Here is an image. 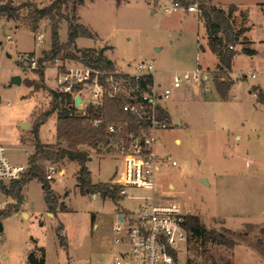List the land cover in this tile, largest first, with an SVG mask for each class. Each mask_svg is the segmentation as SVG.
Returning a JSON list of instances; mask_svg holds the SVG:
<instances>
[{"label": "rangeland", "instance_id": "rangeland-1", "mask_svg": "<svg viewBox=\"0 0 264 264\" xmlns=\"http://www.w3.org/2000/svg\"><path fill=\"white\" fill-rule=\"evenodd\" d=\"M21 1L25 0H13L16 4ZM171 1L124 0L120 5L115 0H84L81 5L70 2L65 14L94 34L93 38L76 40L77 47L71 50L77 58L71 62L86 63L83 50L102 52L120 70L131 69L140 61H154L158 80L170 85L175 71L198 65V41L204 42L206 37L204 24L193 14L184 9L165 11ZM186 1L197 5L196 14L201 17L199 0ZM216 2L242 3L244 7L238 6L232 16L233 25L236 29L251 28L234 45L237 53L232 69L223 75L233 85L228 98L222 99L214 86V76L221 71L214 66L210 67L213 81L209 91L198 90L201 98L192 94V87L182 86L165 100L172 124L158 131L156 151L161 157L171 156L177 165L164 160L156 172V183L161 197L181 203L187 214L199 215L208 229L223 230L237 242L231 249L209 235L188 236L186 262L264 264V96H258L264 87V0ZM21 12L19 20L0 15V143L7 146L13 160L26 164L34 139L31 129L50 108L52 97L39 87L38 70L23 69L18 56L33 52L42 58L51 47V29L44 19L37 32L31 31L23 19L25 11ZM59 32L61 41L66 42V19L61 21ZM8 34L13 35L12 40L7 39ZM38 34L44 36L42 42L37 40ZM245 46L258 52L255 56L246 54L242 52ZM43 64L45 84L55 90L56 69L50 61ZM13 76H21V84H11ZM28 80L39 86H29ZM23 120L30 128L19 126ZM56 122L57 112L40 129L43 143H59ZM83 148L92 156L89 168L93 180L113 183L121 168L120 158L98 147ZM56 163L60 169L67 168L64 175L56 174L50 181L65 211L59 205L55 211L49 210L43 184L37 179L24 187L21 208L13 196L0 189V206L10 203L8 213L0 218L4 227L0 264H32L31 254L44 264H111L113 253L120 248L114 242L113 230L118 211H135L144 200L133 196L152 194L148 189L128 187L127 195L117 202L99 194L83 195L74 175L78 163H69L66 158ZM47 164L44 162L45 171ZM60 223L68 249L60 245L56 235Z\"/></svg>", "mask_w": 264, "mask_h": 264}, {"label": "built area", "instance_id": "built-area-1", "mask_svg": "<svg viewBox=\"0 0 264 264\" xmlns=\"http://www.w3.org/2000/svg\"><path fill=\"white\" fill-rule=\"evenodd\" d=\"M183 8L180 0H172L165 11ZM186 10L198 12L195 3L189 4ZM7 39L12 40L13 35L8 34ZM37 40L42 42L44 36L38 34ZM18 62L23 69L30 70H39L44 65L33 52L20 54ZM50 62L56 69L55 90L72 97L69 108L85 114L89 106L100 109L106 100L118 99L121 101L120 109L131 116L124 121L107 122L103 116L91 120L93 127L105 129V140L100 141L97 147L117 155L121 160V168L115 172L112 183L120 187V194L127 195L128 187L152 192L151 195L133 196L144 200L137 210L118 211L113 230L114 242L120 248L113 253L111 264H187L184 258L188 240L185 227L187 213L181 203L161 197L156 183V172L164 160L171 161L172 165H177V161L157 153V133L172 124L170 116L163 115V112L169 113L165 100L182 86H190L202 93L209 91L213 81L212 71L198 63L192 70L175 71L171 84L167 86L158 80L154 61H140L128 70L117 67L101 69L61 57ZM251 76L255 78L257 74L252 73ZM147 77H152V82ZM262 91L264 93V88ZM78 96L81 98L79 103ZM27 169L28 162L13 160L7 146L0 143V189L1 185L9 186L13 181L20 180ZM56 174L63 175L62 169L56 162L48 161L46 179L54 180ZM9 204L0 206V218L9 210ZM3 230H0V242Z\"/></svg>", "mask_w": 264, "mask_h": 264}, {"label": "trees", "instance_id": "trees-1", "mask_svg": "<svg viewBox=\"0 0 264 264\" xmlns=\"http://www.w3.org/2000/svg\"><path fill=\"white\" fill-rule=\"evenodd\" d=\"M117 5H120L124 0H115ZM83 4L84 0H50L46 4H38L36 2L25 0L19 3H14L13 0H0V15L7 19H21L22 10L25 11L24 20L26 27L31 31L37 32L40 28L41 21L47 19L50 23L51 29V47L40 58V63L43 65L45 61H51L56 57L61 58H77V54L72 52V47L76 48V40L78 37L93 38L94 34L84 24L74 22V19L65 14L64 10L69 7V3ZM182 5L188 7L190 1L182 0ZM199 8L204 19L207 34L209 49L215 53L219 58L218 68L221 74L214 76V86L224 100L228 98L229 91L233 85V81H226L223 75L230 72L232 69V62L236 55V50L231 48L239 42L240 36L244 34L249 28L242 27L236 29L233 25L232 16L238 7L234 4L224 8L217 6L213 0H199ZM76 6H74V11ZM75 17V15L73 16ZM66 19L68 21V39L62 42L60 39V25L61 21ZM78 50V48L76 49ZM80 51V50H79ZM242 52L253 55L256 53L254 48L245 46ZM82 55L85 57L86 63L101 69H115V64L112 60L106 58L102 52L97 54L90 53L83 50ZM41 86L28 80L29 86L35 88L42 87L49 91L52 100L51 106L44 111L40 118L37 119L31 132L33 133V142L35 146L34 152L28 159V169L20 180L13 181L7 185H1V190L7 195H11L16 199V205L22 203L23 186L33 179L42 182L44 189V198L47 207L50 211H55L59 205L58 197L54 193L50 181L46 179V171L44 169V162L54 161L59 162L63 159L75 161L79 164L76 179L77 186L83 195L99 194L102 198H110L117 202L122 199L120 194V187L110 182H93L92 174L87 166V161L90 158L89 153L83 147L90 146L96 148L100 141L105 140L104 127L95 128L91 125V120L96 117L103 116L107 122L124 121L130 119L131 116L120 109L121 101L118 99H108L100 109H95L89 106L85 114L77 113L75 108H69L72 102V97L64 92H59L48 88L45 84V66L37 71ZM149 82H152V77H147ZM259 97L264 96L262 89H260ZM57 112L56 137L59 141L57 145L45 144L40 139V127L45 123L49 117ZM164 116L169 117L168 112H163ZM60 208L65 211L67 208L64 203H60ZM12 208L14 206L12 205ZM8 211L4 212V215ZM185 227L188 236L203 237L205 235L211 236L212 240L218 244L225 245L233 249L237 242L234 238L224 233L223 230L208 229L199 215L187 214ZM64 226L62 223L56 228V235L60 245L64 249H68L66 236L62 234ZM227 229V228H226ZM225 229V230H226ZM229 231V229H227ZM239 234V233H238ZM32 264H44V261L37 262L33 254L30 255ZM187 264H201L187 262ZM211 264H218L212 261ZM232 264V263H229Z\"/></svg>", "mask_w": 264, "mask_h": 264}, {"label": "crops", "instance_id": "crops-1", "mask_svg": "<svg viewBox=\"0 0 264 264\" xmlns=\"http://www.w3.org/2000/svg\"><path fill=\"white\" fill-rule=\"evenodd\" d=\"M213 1H215V5H217V6H222V7H224L225 8V5H227V4H229V5H231V4H234V5H236L237 7L238 6H243V4L242 3H238V2H231V3H220V2H216V0H213ZM262 3V2H261ZM264 4V3H263ZM244 7V6H243ZM184 9V11L187 13V14H193V18L195 19V18H198L201 22H202V24H204V26H205V22H204V19H203V17L201 16H199V15H197L196 14V12H190V11H188V10H186V8H183ZM238 11V10H237ZM237 11H235V12H237ZM264 15V14H263ZM79 20H80V17H79ZM247 27H250V26H247ZM205 29H206V26H205ZM250 30H251V28H249L247 31H249L250 32ZM93 33V32H92ZM78 38H81V37H78ZM77 38V39H78ZM83 38V37H82ZM86 38V37H85ZM205 38V41L204 42H199L198 41V44H199V53H198V62L199 63H201L203 66H205V67H207V68H209L210 69V67H214V66H216V67H218V63H219V58H218V56L215 54V53H213L210 49H209V46H208V34H207V30H206V37H204ZM251 42H253V40L251 39L250 40ZM252 48V47H251ZM255 49V48H254ZM256 50V49H255ZM258 51L256 50V53H257ZM256 53L255 54H253V55H251V56H255L256 55ZM233 63V62H232ZM46 71V70H45ZM260 85V84H259ZM262 86V85H261ZM263 87V86H262ZM264 88V87H263ZM194 89V88H193ZM196 90V91H195ZM191 92H192V94H195V95H198V97H200L201 98V96H202V94H200V92L197 90V89H194V90H191ZM54 115V114H53ZM50 118V117H49ZM25 120V119H24ZM24 120L23 121H21V122H24ZM20 122V123H21ZM47 122V121H46ZM45 122V123H46ZM45 123H43V124H45ZM43 124L41 125V127H40V129L42 128V126H43ZM56 124H57V122H56ZM39 135H40V132H39ZM41 139V138H40ZM178 139L179 138H177L176 139V142L178 141ZM42 140V139H41ZM31 147H32V150H31V152L29 153V157H30V155L34 152V150H35V146L32 144L31 145ZM29 157H28V159H29ZM90 160H92V156L89 158V160L87 161V166H88V168H89V161ZM70 162H72V161H69V163ZM75 162V161H74ZM80 169V166H79V164H78V169L76 170V172H75V176H77V173H78V170ZM89 170H90V168H89ZM62 171H63V175L66 173V171H67V168H65V169H62ZM91 171V170H90ZM91 174H92V171H91ZM92 180H93V178H92ZM76 181H77V179H76ZM93 182H95V183H97V182H107V181H94L93 180ZM27 184V183H26ZM26 184L23 186V189H24V187L26 186ZM172 184H170V186H171ZM53 189V188H52ZM53 191L55 192V190L53 189ZM22 195H23V190H22ZM97 194H95L94 196H96ZM23 204H24V195H23V200H22V203L20 204V207L19 208H21L22 206H23ZM25 212H27V210L25 211ZM25 212H22L23 214H25ZM28 213V212H27ZM226 226V225H225ZM226 227H228V226H226ZM229 229H230V227H228Z\"/></svg>", "mask_w": 264, "mask_h": 264}, {"label": "water", "instance_id": "water-1", "mask_svg": "<svg viewBox=\"0 0 264 264\" xmlns=\"http://www.w3.org/2000/svg\"><path fill=\"white\" fill-rule=\"evenodd\" d=\"M103 51V50H102ZM22 82V78L21 76H13L12 80H11V84H21ZM80 96L77 97V103L80 102ZM19 126H21L22 128H30V123L28 122H21L19 124ZM202 180H205L204 178H202ZM0 230H3V223L0 221Z\"/></svg>", "mask_w": 264, "mask_h": 264}]
</instances>
